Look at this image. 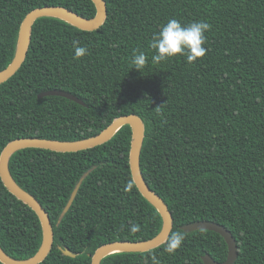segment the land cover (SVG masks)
I'll return each mask as SVG.
<instances>
[{
  "label": "trees",
  "instance_id": "obj_1",
  "mask_svg": "<svg viewBox=\"0 0 264 264\" xmlns=\"http://www.w3.org/2000/svg\"><path fill=\"white\" fill-rule=\"evenodd\" d=\"M105 1L106 19L95 30L54 16L35 21L23 64L0 84V155L17 138L84 139L120 115L136 114L145 127L141 171L168 205L173 229L158 247L114 252L101 264H154L153 257L158 264H204L206 253L224 261L228 246L221 234L180 228L200 220L233 233L239 247L234 264H264V0ZM48 5L87 18L97 12L94 0H0V71L17 54L24 18ZM170 19L211 25L204 57L152 62V38ZM74 41L88 54L76 59ZM140 51L147 57L141 71L132 62ZM51 89L73 93L86 105L58 95L38 97ZM131 141L127 124L92 148L29 147L11 155V176L41 202L53 224V247L40 264H91L105 243L146 240L161 231L160 211L134 181ZM134 225L139 229L132 231ZM177 232L185 239L169 254L167 242ZM42 241L40 217L0 176L1 248L27 259Z\"/></svg>",
  "mask_w": 264,
  "mask_h": 264
},
{
  "label": "water",
  "instance_id": "obj_2",
  "mask_svg": "<svg viewBox=\"0 0 264 264\" xmlns=\"http://www.w3.org/2000/svg\"><path fill=\"white\" fill-rule=\"evenodd\" d=\"M97 12L92 18L84 17L77 12L63 6H42L33 9L24 18L21 25V34L19 47L13 61L3 70L0 71V84L8 80L23 64L31 41L32 29L35 21L43 16H54L65 19L77 27L85 30L98 29L105 21L107 16V4L105 0H94ZM58 95L71 99L79 104L86 105L78 96L68 91L60 89H51L40 92L39 98ZM129 124L132 128V141L130 149V168L136 185L141 193L160 211L163 218V227L154 237L140 241L118 240L105 243L98 247L92 255L91 264H101L102 259L114 252L135 251L142 252L158 247L163 244L170 236L173 229V216L164 199L157 194L145 181L141 166L140 153L145 137V127L142 119L136 114H125L116 117L105 129L95 136L77 139V140H57L38 137L17 138L9 142L0 155V176L4 185L16 197L32 207L42 222L43 241L35 255L27 259H17L8 255L0 246V261L4 264H40L50 253L54 243V229L51 218L41 204V202L31 193L19 186L9 171V159L11 155L24 148L39 147L61 152L79 151L101 145L111 139L124 125ZM86 174L81 177L74 188L67 204L65 205L60 218L66 215L72 206L77 193ZM182 230L192 232L199 229H207L221 234L228 246V255L224 261L215 260L209 253L202 256L204 264H234L237 260L239 247L233 233L223 224L215 221L200 220L185 225H181ZM65 255L76 257L77 253L69 248L60 247Z\"/></svg>",
  "mask_w": 264,
  "mask_h": 264
},
{
  "label": "clouds",
  "instance_id": "obj_3",
  "mask_svg": "<svg viewBox=\"0 0 264 264\" xmlns=\"http://www.w3.org/2000/svg\"><path fill=\"white\" fill-rule=\"evenodd\" d=\"M211 25L204 21L192 22L189 25H182L176 19H170L161 30L154 34L150 47L156 50V54L152 57L153 63H160L170 58L183 56L186 57L187 63H193L198 58L205 56L207 49L203 46L207 37L205 33L209 31ZM75 58L79 59L88 54L86 47L78 46V42L74 41ZM133 64L135 69L141 71L146 65L147 57L143 51L138 55L134 54ZM159 108V107H157ZM131 183L127 184L125 191L131 190ZM139 229V225H134L132 231ZM185 237L177 232L171 235L168 240L165 251L174 254L184 241ZM154 264H158L156 258L153 257Z\"/></svg>",
  "mask_w": 264,
  "mask_h": 264
}]
</instances>
